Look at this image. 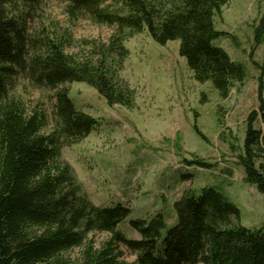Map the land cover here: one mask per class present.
<instances>
[{"label": "trees", "instance_id": "1", "mask_svg": "<svg viewBox=\"0 0 264 264\" xmlns=\"http://www.w3.org/2000/svg\"><path fill=\"white\" fill-rule=\"evenodd\" d=\"M46 1L51 0H0V264H264V225L240 226L239 210L214 189L184 192L173 204L177 223L163 238L165 222L158 213L148 223L130 221L141 238L129 240L117 226L130 209L92 205L61 159L64 147L83 140L97 124L75 110L63 85L83 82L107 105L133 109L135 90L120 77L128 55L124 43L144 29L160 45L178 40L193 78L228 98L245 76L240 63L212 44L227 35L215 30L214 17L229 0H55L75 19L115 28L106 42L75 55L66 52L72 43L67 35L28 26ZM17 72L32 87L54 92L50 114L28 111L11 94ZM243 150V180L264 194V101L248 116ZM185 163L210 167L197 158ZM89 233L108 237L95 247ZM121 245L135 254L134 262L121 259ZM76 247L81 250L75 261L62 256Z\"/></svg>", "mask_w": 264, "mask_h": 264}, {"label": "rangeland", "instance_id": "2", "mask_svg": "<svg viewBox=\"0 0 264 264\" xmlns=\"http://www.w3.org/2000/svg\"><path fill=\"white\" fill-rule=\"evenodd\" d=\"M113 7L109 3L108 9ZM29 24L54 37L67 35L72 43L66 52L72 55L88 51L93 42H106L115 31L86 17H71L66 4L55 0L46 1ZM214 28L227 35L213 46L244 69L243 82L234 83L228 98H221L210 82L193 78L186 59L179 55L178 40L160 45L146 29L124 43L128 55L120 77L135 90L133 109L107 105L83 82L63 85L75 110L97 124L83 140L64 147L61 159L73 169L92 205L121 204L130 209L117 226L129 240L141 238L130 221L148 223L158 213L165 222L163 238L177 223L174 202L188 190L199 195L203 188L221 193L239 210L240 226L253 230L264 225V194L243 180L244 170L238 164L248 116L259 112L264 101V0H229L214 17ZM11 94L28 111L38 108L50 114L55 104L52 90L32 87L20 72L12 79ZM253 126L261 127L259 116ZM51 127L50 119L48 130ZM195 158L210 167L186 165ZM87 237L98 247L108 234ZM119 249L123 261H135L134 253L122 245ZM80 250L76 247L62 256L73 262Z\"/></svg>", "mask_w": 264, "mask_h": 264}]
</instances>
